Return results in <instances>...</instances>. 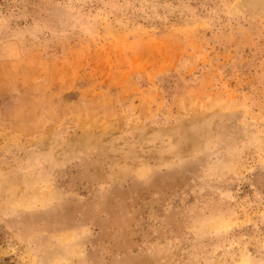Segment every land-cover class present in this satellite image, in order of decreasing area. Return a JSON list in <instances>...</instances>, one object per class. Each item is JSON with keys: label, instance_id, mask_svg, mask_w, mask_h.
Wrapping results in <instances>:
<instances>
[{"label": "rangeland", "instance_id": "374dc122", "mask_svg": "<svg viewBox=\"0 0 264 264\" xmlns=\"http://www.w3.org/2000/svg\"><path fill=\"white\" fill-rule=\"evenodd\" d=\"M0 264H264V0H0Z\"/></svg>", "mask_w": 264, "mask_h": 264}, {"label": "bare ground", "instance_id": "6f19581e", "mask_svg": "<svg viewBox=\"0 0 264 264\" xmlns=\"http://www.w3.org/2000/svg\"><path fill=\"white\" fill-rule=\"evenodd\" d=\"M245 261V260H244Z\"/></svg>", "mask_w": 264, "mask_h": 264}]
</instances>
